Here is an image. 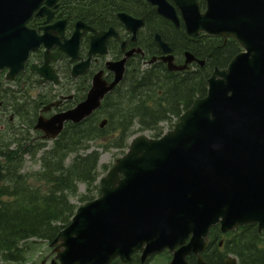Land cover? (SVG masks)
Listing matches in <instances>:
<instances>
[{
  "label": "water",
  "instance_id": "95a60500",
  "mask_svg": "<svg viewBox=\"0 0 264 264\" xmlns=\"http://www.w3.org/2000/svg\"><path fill=\"white\" fill-rule=\"evenodd\" d=\"M43 1L0 0V70L8 68L9 78L29 51L40 44L52 46L47 37L26 28ZM172 1L188 34L231 37L244 52L226 70L214 71L206 96L193 102L172 131L160 140L139 136L132 141L128 153L100 180V197L80 207L54 240L63 248L57 253L61 264H106L116 256L129 258L143 245L146 256L172 250L191 236L171 262L186 264L187 254L204 249L208 229L215 224L222 232L248 223L264 229V0H206L203 14L196 0ZM151 3L177 26L165 0ZM120 17L134 33L139 24L131 27L128 18ZM77 39L75 33L73 56ZM97 39L92 38L90 52ZM154 42L162 53L170 52L158 35ZM185 57V63L193 59ZM163 61L169 70H182L172 65L171 57ZM114 66L117 74L121 62ZM94 87L81 106L48 120L39 118L35 128L53 138L63 121L82 120L103 94L99 85Z\"/></svg>",
  "mask_w": 264,
  "mask_h": 264
},
{
  "label": "trees",
  "instance_id": "16d2710c",
  "mask_svg": "<svg viewBox=\"0 0 264 264\" xmlns=\"http://www.w3.org/2000/svg\"><path fill=\"white\" fill-rule=\"evenodd\" d=\"M65 3L71 4L73 13L79 15L97 14L107 8L104 0H65ZM155 23L157 21H152V27H156L153 29L170 44L175 54L183 49L190 50L205 65L182 74L169 73L160 63L142 73L135 68L134 77H129L128 84L115 96L117 101L111 102L114 110L106 113L107 125L103 129L90 121L68 125L51 148L44 150V145L38 143V134L30 130L35 114L28 110L17 113L22 105L18 109V104L12 100L13 93L0 88V99L5 101L3 109H10L15 116L14 122L5 123L0 130V258L21 260L25 250L21 243L30 238L52 240L72 214L73 207L64 192L75 193L77 182L94 188L97 154L79 155L87 149V141L112 137L116 144L118 141L124 144L133 121L140 129L149 130L157 137L160 133L158 124L176 118L194 98L203 97L212 67H225L238 51L233 41L223 43L203 38L196 44L186 43L171 25L165 32ZM132 93L131 99L124 98ZM123 98L128 103L122 104ZM38 101L32 104L37 107ZM39 152V170L21 173L25 157L35 159ZM71 155L74 158L65 168L64 160ZM212 233L217 235L215 229ZM224 249L236 256L239 264H262L264 261V240L252 225L241 228L225 242ZM220 262V258L213 261L211 257L209 264Z\"/></svg>",
  "mask_w": 264,
  "mask_h": 264
},
{
  "label": "flooded vegetation",
  "instance_id": "af4514ba",
  "mask_svg": "<svg viewBox=\"0 0 264 264\" xmlns=\"http://www.w3.org/2000/svg\"><path fill=\"white\" fill-rule=\"evenodd\" d=\"M107 2H108V5H110L111 7L107 6V8H105L100 13L89 14L87 17L95 23L94 26H91V25L90 26L96 29L97 32L107 31L108 28L110 27L114 29V32L118 36V38H116L115 36H111L107 38L106 43H105L106 49L108 53L110 50H113L115 52L122 53V56H123V53L125 51L135 48L137 45L139 46L142 45V42H141L140 34H138L140 30L137 32L138 37L136 36V39L134 41L131 40V36L129 35V33H127L123 29L121 24L118 22L117 15L121 12H125L126 14L133 16L134 18L142 19L143 22L152 21V19H154V21H158L159 16H157L155 9L151 7L145 0H107ZM71 18L72 16H70V19ZM43 20L44 19L40 20L41 23L38 25V29H40L44 25ZM60 20L65 21L64 28L66 31V37H68L69 34L67 32L70 30L73 24H70L67 20H65V18L59 12V9L57 6L54 9V14H53L51 22L55 23ZM109 21L112 22L113 24L105 26L106 23ZM90 34H91L90 32H86L82 36L81 42L83 43V46H85L86 44L88 46ZM121 42H125L124 52H121L119 49ZM80 57L82 59H85L86 52L83 56H80ZM108 60H111V59L109 57H98V56L93 57L90 61L89 68L87 70H91V71L95 70L96 72L99 70H102L103 78L106 76H108L107 78H109L111 74L105 71V66H104L105 62ZM36 63L38 66L41 65V62L36 61ZM61 63L62 62H58L56 64L54 63L55 64L53 66L54 71L57 73V75L60 78H62L64 75H68L70 77L71 66L68 63H66L67 68L63 70L61 67ZM48 84L49 83L44 84L46 85L45 88L53 87ZM65 87H66V90L70 92L71 96L75 93V89L73 88V83L71 81H68L67 84H65ZM39 91H41V89H39ZM69 96L70 95H62V91H60V94L58 95V99L59 101H61L60 106L62 105V103L65 102L64 98L69 97Z\"/></svg>",
  "mask_w": 264,
  "mask_h": 264
},
{
  "label": "rangeland",
  "instance_id": "374dc122",
  "mask_svg": "<svg viewBox=\"0 0 264 264\" xmlns=\"http://www.w3.org/2000/svg\"><path fill=\"white\" fill-rule=\"evenodd\" d=\"M134 96V94L131 96V98ZM51 114V113H50ZM163 129L169 128V125L167 124H161ZM147 134V133H146ZM91 149H96L94 145H91ZM99 157V174L103 176L105 173H102L103 170L100 169L102 165H109L114 159L118 158L119 154L121 153L120 150L116 149H111V148H104V149H96ZM70 160L67 159L66 162H69ZM112 164V163H111ZM25 168L23 171L28 170H38L39 169V163H35L32 161H27L25 164ZM78 191L77 194L74 197H70L69 201L72 203L74 206L78 207L81 205V197L82 195L85 194V187L83 185H78ZM97 198L96 193L92 194V199ZM64 228V227H63ZM62 228V229H63ZM60 229L59 231H61ZM56 237V236H54ZM60 243V242H59ZM23 244V243H21ZM26 246L25 254H24V259L26 261L25 264H39L40 261L42 262L43 260H51L54 257V254L51 253V249L48 248L45 240L42 239H36V238H31L25 241L23 244ZM55 247H58V244H55ZM161 261L158 260V264H160ZM0 264H14L12 261L8 262L5 259L0 258Z\"/></svg>",
  "mask_w": 264,
  "mask_h": 264
}]
</instances>
